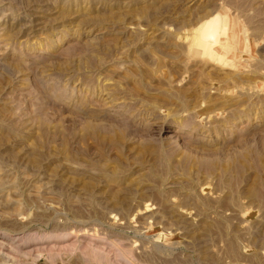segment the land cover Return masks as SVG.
Instances as JSON below:
<instances>
[{
  "label": "rangeland",
  "instance_id": "obj_1",
  "mask_svg": "<svg viewBox=\"0 0 264 264\" xmlns=\"http://www.w3.org/2000/svg\"><path fill=\"white\" fill-rule=\"evenodd\" d=\"M0 264H264V0H0Z\"/></svg>",
  "mask_w": 264,
  "mask_h": 264
},
{
  "label": "bare ground",
  "instance_id": "obj_2",
  "mask_svg": "<svg viewBox=\"0 0 264 264\" xmlns=\"http://www.w3.org/2000/svg\"><path fill=\"white\" fill-rule=\"evenodd\" d=\"M224 21L225 19L220 15H215L206 21L202 26V39L208 41L210 44H214L215 46L218 45L223 48V43L221 42L220 37L223 36L228 29L226 25H223Z\"/></svg>",
  "mask_w": 264,
  "mask_h": 264
}]
</instances>
